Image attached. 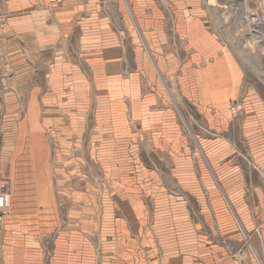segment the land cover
<instances>
[{"label":"crops","instance_id":"0c3cea01","mask_svg":"<svg viewBox=\"0 0 264 264\" xmlns=\"http://www.w3.org/2000/svg\"><path fill=\"white\" fill-rule=\"evenodd\" d=\"M167 1L0 0V264H238L258 225L264 245V95L204 0Z\"/></svg>","mask_w":264,"mask_h":264},{"label":"rangeland","instance_id":"374dc122","mask_svg":"<svg viewBox=\"0 0 264 264\" xmlns=\"http://www.w3.org/2000/svg\"><path fill=\"white\" fill-rule=\"evenodd\" d=\"M160 1L162 2V4H164V8L166 10V2L168 1L167 0H160ZM208 1L210 0H204L206 6L208 5V7H210V2L207 3ZM216 1L217 3L214 5V7L218 9L217 16H213L214 14L212 15L209 11L211 23L213 24L212 28L218 33L222 41L231 48V50L236 55L237 59L240 61L245 72V83L250 87L260 90V92H262V94L264 95V78L253 69V67H255L264 72V34L260 36L255 33L256 35H253L250 39L249 31L247 29L245 30L243 29L244 26L251 25L247 15L248 10L245 11L246 8H242L241 7L242 4L240 2L234 0V3L236 5L234 4L231 9L230 7L228 8L226 5V3H228L229 0H216ZM257 27L264 29V21H263V26H257ZM241 29H243V31H241ZM227 32L233 33L234 35H236V37L243 35L244 38H249L248 40H250V42L248 43V46L241 47L240 44H235L233 39L231 38L228 39L226 35ZM228 40H231L232 43L230 41L228 42ZM171 89L174 92L173 94L175 96L176 101L180 102V96L178 95L175 86L172 85ZM245 93L246 90L244 89L243 93L238 98H236L235 101L241 100L244 103L243 97ZM244 109H246L245 106ZM90 110L91 113L86 118V123H87V129L90 132H92L95 131L97 126L95 106H92ZM180 111L182 113V115L180 114L179 116L180 123L183 129L191 137H194L197 131H202V130L212 136L219 135V133H217L216 131L208 129L206 127V125L202 122L200 117L197 115V113L191 106L184 105L183 111L182 110ZM232 116L238 117L233 114ZM183 117L188 121V125L190 127L186 125V123L183 120ZM0 188L9 189L8 185L2 184L1 182H0ZM242 237L243 238L241 240V243L240 244L236 243L233 251L237 263L262 264L259 258H261V260L264 261V245H262L263 241L261 238L260 226L258 225L254 234H245L242 235Z\"/></svg>","mask_w":264,"mask_h":264},{"label":"built area","instance_id":"2783aa9c","mask_svg":"<svg viewBox=\"0 0 264 264\" xmlns=\"http://www.w3.org/2000/svg\"><path fill=\"white\" fill-rule=\"evenodd\" d=\"M51 2L56 0H50ZM242 4V8H246L248 12L249 22L253 26H263L264 21V0H237ZM6 15L0 11V29L3 27ZM231 112L235 116H239L245 112L243 102L236 100L231 105ZM12 208V196L9 189L0 188V228L4 224L5 217L10 213Z\"/></svg>","mask_w":264,"mask_h":264},{"label":"bare ground","instance_id":"6f19581e","mask_svg":"<svg viewBox=\"0 0 264 264\" xmlns=\"http://www.w3.org/2000/svg\"><path fill=\"white\" fill-rule=\"evenodd\" d=\"M210 2V10H211V12H212V14H214L213 16H217V12H218V9L217 8H215L214 7V5L217 3V1L216 0H210V1H208L207 3H209ZM235 3H234V0H229L228 1V3H226V5H227V7L229 8H231L232 9V6L234 5ZM236 5V4H235ZM226 7V6H225ZM246 13V12H245ZM248 18H249V16H248ZM244 21V20H243ZM243 29L245 30V29H247L248 31H249V37H250V39H251V37L253 36V35H260V36H262L263 34H264V29H261V28H259V27H257V26H253V25H246V26H244L243 27ZM243 29H241V31H243ZM256 33V34H255ZM244 34V33H243ZM227 37H228V39H233V41H234V43L235 44H240L241 45V47H246V46H248V43L250 42V40H248L249 38H244L243 37V35H241V36H239V37H236V35H234L233 33H231V32H227ZM247 37H248V35H247ZM244 39V40H243ZM231 42V40H228V42ZM245 41H247V42H245ZM245 42V43H244ZM232 43V42H231ZM247 52V51H246ZM250 63V62H249ZM253 69L257 72V73H259L263 78H264V72L262 71V70H259V69H257V68H255V67H253Z\"/></svg>","mask_w":264,"mask_h":264}]
</instances>
